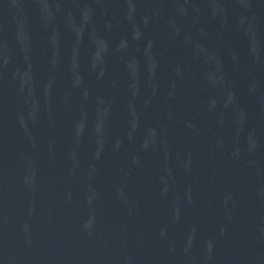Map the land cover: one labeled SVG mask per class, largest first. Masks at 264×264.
<instances>
[{"label": "water", "instance_id": "95a60500", "mask_svg": "<svg viewBox=\"0 0 264 264\" xmlns=\"http://www.w3.org/2000/svg\"><path fill=\"white\" fill-rule=\"evenodd\" d=\"M0 264H264V0H0Z\"/></svg>", "mask_w": 264, "mask_h": 264}]
</instances>
